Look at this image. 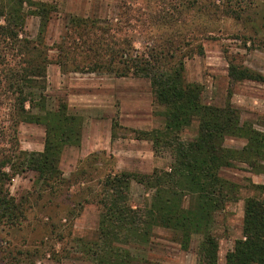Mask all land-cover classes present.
Returning <instances> with one entry per match:
<instances>
[{
  "label": "trees",
  "instance_id": "16d2710c",
  "mask_svg": "<svg viewBox=\"0 0 264 264\" xmlns=\"http://www.w3.org/2000/svg\"><path fill=\"white\" fill-rule=\"evenodd\" d=\"M25 4L37 7L44 31L49 22L47 4L32 0H2L0 3V94L13 98L19 122L44 128L42 152L13 151L0 159V226L21 223L24 212L10 194L8 185L19 174L32 171L44 191L54 192L64 183L59 163L66 147L79 146L83 121L69 112L66 102L58 100L48 108L46 72L51 61L48 49L26 37ZM125 10L131 7L124 5ZM54 10V9H53ZM147 14L140 21L146 38L139 49L129 37L130 19L113 28L86 18L72 17L65 37L55 48L62 74H106L115 78L149 81L154 102L165 107L164 126L159 130H133L135 138L150 141L154 150L167 149L174 154L169 171L154 170L150 175L128 172L109 173L100 182L95 195L100 208L94 238L81 242L83 254L95 264H133L131 247L149 242L155 227L182 235L181 246L192 235L201 237L198 256L201 264H216L217 239L209 233L216 211L224 203L236 201L239 186L220 176L222 169L248 166L254 173L264 169V131L241 123L240 113L229 102L214 106L203 101V87L185 78V59L202 55L196 51L191 25L196 19L190 5L182 7L155 4L144 0ZM158 14L157 16H154ZM231 82L264 83V76L246 67L229 63ZM35 89L36 93L31 92ZM28 105V109H26ZM37 111L34 113L33 110ZM197 123L196 136L185 140L182 131ZM115 125H112V129ZM226 138H241L240 149L224 146ZM132 181L153 194L149 205L133 208L128 202ZM256 196L244 201L241 237L225 255V264H264V184H250ZM42 189V190H43ZM188 196L192 202L183 207Z\"/></svg>",
  "mask_w": 264,
  "mask_h": 264
},
{
  "label": "rangeland",
  "instance_id": "374dc122",
  "mask_svg": "<svg viewBox=\"0 0 264 264\" xmlns=\"http://www.w3.org/2000/svg\"><path fill=\"white\" fill-rule=\"evenodd\" d=\"M32 1L47 4L48 25L42 31L37 7L25 4V35L19 37L48 49L51 64L44 92L48 108L63 100L69 112L82 119L83 127L80 145L63 150L59 168L64 183L54 192L44 191L32 171L16 175L8 185L24 217L18 225L0 226V264H95L82 253L79 241H90L96 233L100 208L95 195L100 182L109 173L150 175L154 170L169 171L174 154L167 149L155 151L150 141L139 140L132 133L164 126L165 107L154 102L148 80L106 74H62L53 64L57 57L55 48L65 37L69 19L79 17L106 28L130 19L135 31L131 29L128 36L133 37L135 47L142 49L145 42L153 41L140 28L147 12L141 11L144 0ZM149 1L163 5L164 9L170 4L192 7L196 19L191 25L190 43L196 51L201 45L203 54L185 59L186 80L203 87L206 104L222 107L229 102L239 111L242 124L264 131V83H233L228 77L229 63L264 76V0ZM124 5L131 10L126 11ZM13 103L12 97L0 94V159L17 149L42 152L44 147V128L19 122ZM196 132L194 122L182 131V137L192 140ZM244 145L241 138L224 141L227 148L240 149ZM220 176L239 186L236 201L224 203L208 229L218 243L216 264H225L226 253L241 237L244 201L256 196L250 184H264V169L254 173L248 166L237 164L235 168L222 169ZM152 194V190L132 181L128 202L133 208L149 205ZM191 202L186 196L183 207L188 208ZM181 238L180 232L153 228L146 245L131 247L132 263L201 264V237L192 235L184 247Z\"/></svg>",
  "mask_w": 264,
  "mask_h": 264
}]
</instances>
